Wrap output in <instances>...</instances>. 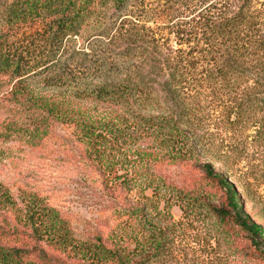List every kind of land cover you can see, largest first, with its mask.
I'll return each mask as SVG.
<instances>
[{"label":"trees","instance_id":"trees-1","mask_svg":"<svg viewBox=\"0 0 264 264\" xmlns=\"http://www.w3.org/2000/svg\"><path fill=\"white\" fill-rule=\"evenodd\" d=\"M127 1L0 0V87L9 86L6 101L28 116L36 138L56 123L72 129L102 178V191L122 210L144 215L145 208L128 197L136 175L157 192L176 189L172 169L180 170L183 182L216 188L224 194L221 201L204 206L245 258L264 264V231L240 212L239 193L204 158L202 120L191 100L194 84L229 83L238 76L264 94V14L254 0L210 3L198 18L177 26V48L155 35H130L124 47L129 66L97 68L100 82L76 81L61 61L64 40L77 36L97 6L121 9ZM6 126L14 127L11 119ZM121 134L133 161L112 155V140ZM127 162L139 167L131 173L134 180L119 171ZM152 229L149 245L160 250L164 230ZM142 254L136 259L120 246L79 240L70 221L39 193L22 189L17 195L0 182V264H151L157 256L149 249Z\"/></svg>","mask_w":264,"mask_h":264},{"label":"rangeland","instance_id":"rangeland-1","mask_svg":"<svg viewBox=\"0 0 264 264\" xmlns=\"http://www.w3.org/2000/svg\"><path fill=\"white\" fill-rule=\"evenodd\" d=\"M221 2L128 0L121 9L99 5L77 36L64 40L61 61L76 81L100 82L97 68L131 64L124 51L127 36L155 35L166 47L177 48V26L198 18L210 3ZM253 6L264 14V0H254ZM251 85L244 76L229 83L203 81L193 85L191 100L202 120L204 158L239 193L240 212L264 231V94ZM8 87H0V182L17 195L22 189L39 193L70 221L79 240L120 246L136 259L149 249L157 253L151 264H259L242 255L240 244L228 238L204 206V201H221L224 194L216 188L196 180L183 182L180 170L172 169L169 179L176 189L157 192L141 185L134 172L139 167L127 162L120 173L126 171L131 180L137 177L128 193L130 203L145 209L142 216L122 210L120 202L102 191V178L90 168L85 147L72 129L56 123L36 138L28 116L15 113L6 101ZM8 119L13 128L6 126ZM112 141L114 158L131 161L127 138L121 134ZM154 227L165 233L160 250L150 246Z\"/></svg>","mask_w":264,"mask_h":264}]
</instances>
